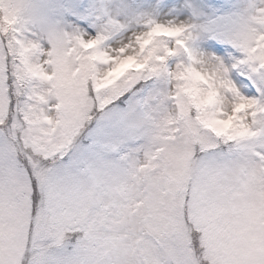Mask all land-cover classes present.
<instances>
[{
    "label": "snow or ice",
    "instance_id": "6c2138e0",
    "mask_svg": "<svg viewBox=\"0 0 264 264\" xmlns=\"http://www.w3.org/2000/svg\"><path fill=\"white\" fill-rule=\"evenodd\" d=\"M0 264H264V0H0Z\"/></svg>",
    "mask_w": 264,
    "mask_h": 264
}]
</instances>
